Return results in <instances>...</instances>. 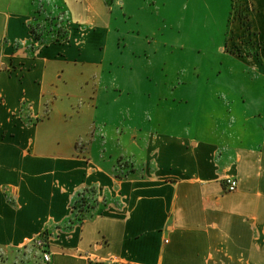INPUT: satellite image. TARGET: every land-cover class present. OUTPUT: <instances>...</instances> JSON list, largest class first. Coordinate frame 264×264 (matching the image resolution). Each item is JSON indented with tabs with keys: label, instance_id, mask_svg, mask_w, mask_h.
<instances>
[{
	"label": "crops",
	"instance_id": "obj_1",
	"mask_svg": "<svg viewBox=\"0 0 264 264\" xmlns=\"http://www.w3.org/2000/svg\"><path fill=\"white\" fill-rule=\"evenodd\" d=\"M244 1L253 40L235 26L232 53L226 30L193 92L140 74V38L112 28L125 0H0L1 250L44 235L51 264H264V0ZM46 13L65 39L33 33Z\"/></svg>",
	"mask_w": 264,
	"mask_h": 264
},
{
	"label": "rangeland",
	"instance_id": "obj_2",
	"mask_svg": "<svg viewBox=\"0 0 264 264\" xmlns=\"http://www.w3.org/2000/svg\"><path fill=\"white\" fill-rule=\"evenodd\" d=\"M125 1H127L128 10L126 12L130 14L120 16L118 20L113 19L112 28L120 29L118 32L121 33L130 31L134 33V38L137 39V36L138 39L140 38V42L144 45L142 57L145 60L140 68V74L155 77L171 76L175 79L187 74L193 80H199V83L192 84L193 92L196 85H201L203 75L205 77L216 74V68L220 67L217 52L225 40L226 30H229L228 39H235V31H231L235 29V26L230 25L228 28L227 23L232 0ZM249 11H251L250 7ZM33 26L35 35L42 36V42L65 39V25L61 18L46 13ZM236 32L240 33L238 43L248 42L244 36L245 32L242 30H236ZM126 52L131 53L129 50ZM183 54L186 56H182ZM126 67L122 74L129 72L135 75L136 67ZM201 92H204L203 88L202 90L198 88L195 101L196 113H199L204 106ZM75 94L82 97V92L75 91ZM75 102L78 105L77 108L83 106L82 101L77 99ZM101 111L98 110L96 113L98 122L105 118L119 123L113 112L103 114ZM198 116L197 114L193 116L194 122ZM145 118L150 121L152 115H146ZM0 264L43 263L39 249L35 248L31 242L19 249H0Z\"/></svg>",
	"mask_w": 264,
	"mask_h": 264
},
{
	"label": "trees",
	"instance_id": "obj_3",
	"mask_svg": "<svg viewBox=\"0 0 264 264\" xmlns=\"http://www.w3.org/2000/svg\"><path fill=\"white\" fill-rule=\"evenodd\" d=\"M229 24L236 26L237 30L240 31L242 30L243 32H245L244 34H248L251 32L250 36V40H253V35L254 32L253 30V26L252 23H250V19H249V15H250V11H249V5L246 1H242V0H233L231 3V8H230V14H229ZM234 31V30H231ZM34 33V31H33ZM231 33V32H230ZM236 33V32H235ZM235 37V36H234ZM229 42V51H231L232 53H239V49L237 48L236 44H235V39H228ZM251 42V41H249ZM46 239V238H45ZM44 250L48 251V244H45L44 246Z\"/></svg>",
	"mask_w": 264,
	"mask_h": 264
},
{
	"label": "built area",
	"instance_id": "obj_4",
	"mask_svg": "<svg viewBox=\"0 0 264 264\" xmlns=\"http://www.w3.org/2000/svg\"><path fill=\"white\" fill-rule=\"evenodd\" d=\"M65 27V26H64ZM66 30V27H65ZM226 191L233 192L237 188V181L233 178H226L225 179ZM35 248L39 249L41 254V260L43 264H50L51 263V254L49 251L44 250L45 244H48L46 239L39 235L32 241ZM88 264H117L113 260H99V262H91L89 261Z\"/></svg>",
	"mask_w": 264,
	"mask_h": 264
}]
</instances>
